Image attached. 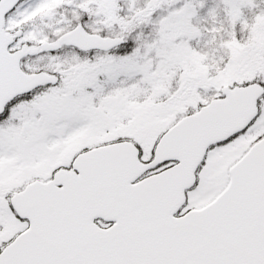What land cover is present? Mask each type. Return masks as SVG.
<instances>
[{
  "label": "snow or ice",
  "instance_id": "1",
  "mask_svg": "<svg viewBox=\"0 0 264 264\" xmlns=\"http://www.w3.org/2000/svg\"><path fill=\"white\" fill-rule=\"evenodd\" d=\"M0 264H264V0H0Z\"/></svg>",
  "mask_w": 264,
  "mask_h": 264
}]
</instances>
